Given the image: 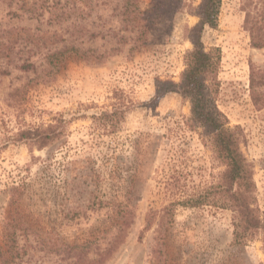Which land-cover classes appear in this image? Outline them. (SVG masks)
<instances>
[{
	"label": "rangeland",
	"instance_id": "obj_1",
	"mask_svg": "<svg viewBox=\"0 0 264 264\" xmlns=\"http://www.w3.org/2000/svg\"><path fill=\"white\" fill-rule=\"evenodd\" d=\"M44 1L67 3L71 15L51 23L48 12L33 18L0 0V233H17L13 264H264L263 232L236 243L232 209L182 203L225 170L190 102L163 91L185 68L202 0L169 3L140 47L125 0ZM219 1L202 40L220 49L217 105L242 129L264 221V47L245 27L250 13L264 29V0ZM65 45L84 57L51 79L22 69ZM24 85L27 94L9 96ZM51 124L61 136L45 147L16 136Z\"/></svg>",
	"mask_w": 264,
	"mask_h": 264
},
{
	"label": "trees",
	"instance_id": "obj_2",
	"mask_svg": "<svg viewBox=\"0 0 264 264\" xmlns=\"http://www.w3.org/2000/svg\"><path fill=\"white\" fill-rule=\"evenodd\" d=\"M2 1L11 8L17 6L18 11L27 12L33 18L41 17L48 12L51 23L58 22L59 19L65 18L70 13L67 3L60 1H55L51 5L44 0ZM42 1L44 2L42 3ZM125 1L126 4L134 5V11L126 9L123 14L124 23L127 26L131 24L133 29L143 30L141 33L145 34L137 47L149 42V31L152 30L155 18L168 7V4L180 2V0H151L150 3L142 6L140 0ZM219 9V0H202L199 7L200 20L190 29L193 47L185 54V68L181 72L178 82L169 80L163 82L166 87L163 91L178 92L190 102L191 119L203 129L201 134L208 138L214 157L225 166L218 183L186 198L182 203L192 207L215 203L220 207L232 209L235 212L234 240L236 243H245L257 232L261 231L264 234V221L260 218L259 210L254 205L256 184L252 166L241 150L242 129L240 126H231L227 116L217 105L218 75L221 65L220 49H207L202 40L204 29L207 26L215 27L217 25ZM14 15L20 16L19 12H14ZM143 20L144 23L146 22L145 25L142 24ZM245 27L250 31L252 45L259 48L264 47V33H261L264 29L259 20L247 13ZM56 47L55 50L50 49L41 58L39 64L29 60H25L22 64V69L25 72L31 71L35 75L33 81H47L51 79L50 75L59 72L73 56L77 59L84 57L80 54H70L72 52L70 50L73 48H69L67 45L62 48ZM133 49L135 47L130 50ZM28 88L27 85L17 87L9 93V96H24L27 94ZM116 112L124 113L123 110L118 109ZM16 136L22 140L34 142L42 148L56 141L61 136V130L58 131L57 124H51L47 127L20 129ZM150 222L151 220H147L146 228L150 227ZM73 248L79 249L77 253L82 255L88 253L90 247L85 244L83 246L76 245ZM20 255L16 231L14 229L6 231L5 227V230L3 229V232L0 233V264H13Z\"/></svg>",
	"mask_w": 264,
	"mask_h": 264
}]
</instances>
